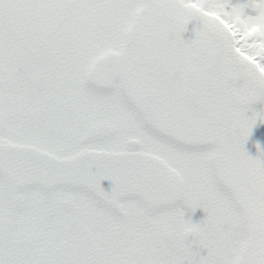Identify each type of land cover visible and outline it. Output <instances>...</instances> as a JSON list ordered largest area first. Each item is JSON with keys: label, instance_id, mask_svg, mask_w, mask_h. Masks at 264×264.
Segmentation results:
<instances>
[{"label": "snow or ice", "instance_id": "6c2138e0", "mask_svg": "<svg viewBox=\"0 0 264 264\" xmlns=\"http://www.w3.org/2000/svg\"><path fill=\"white\" fill-rule=\"evenodd\" d=\"M257 102L264 0H0V264H264Z\"/></svg>", "mask_w": 264, "mask_h": 264}, {"label": "water", "instance_id": "95a60500", "mask_svg": "<svg viewBox=\"0 0 264 264\" xmlns=\"http://www.w3.org/2000/svg\"><path fill=\"white\" fill-rule=\"evenodd\" d=\"M192 24L189 25V31L185 32V38H188L193 33L191 32ZM251 110L259 111L262 107L260 103H255L250 106ZM259 143L261 149H264V123L257 122L250 133L249 138L245 141L244 148L248 152L249 155L255 156L257 154L256 144ZM105 186L108 185V181L103 182Z\"/></svg>", "mask_w": 264, "mask_h": 264}, {"label": "flooded vegetation", "instance_id": "af4514ba", "mask_svg": "<svg viewBox=\"0 0 264 264\" xmlns=\"http://www.w3.org/2000/svg\"><path fill=\"white\" fill-rule=\"evenodd\" d=\"M203 215V213L198 209L194 214H193V219H199L201 216Z\"/></svg>", "mask_w": 264, "mask_h": 264}, {"label": "clouds", "instance_id": "9594fccd", "mask_svg": "<svg viewBox=\"0 0 264 264\" xmlns=\"http://www.w3.org/2000/svg\"><path fill=\"white\" fill-rule=\"evenodd\" d=\"M209 54H212V53H209Z\"/></svg>", "mask_w": 264, "mask_h": 264}]
</instances>
